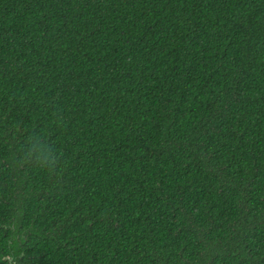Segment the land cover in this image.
Returning a JSON list of instances; mask_svg holds the SVG:
<instances>
[{
  "label": "trees",
  "instance_id": "trees-1",
  "mask_svg": "<svg viewBox=\"0 0 264 264\" xmlns=\"http://www.w3.org/2000/svg\"><path fill=\"white\" fill-rule=\"evenodd\" d=\"M25 229L30 264H264V0H0V248Z\"/></svg>",
  "mask_w": 264,
  "mask_h": 264
},
{
  "label": "clouds",
  "instance_id": "clouds-1",
  "mask_svg": "<svg viewBox=\"0 0 264 264\" xmlns=\"http://www.w3.org/2000/svg\"><path fill=\"white\" fill-rule=\"evenodd\" d=\"M24 161L50 174H57V170L62 166V153L56 151L50 142L38 135H33L27 142Z\"/></svg>",
  "mask_w": 264,
  "mask_h": 264
},
{
  "label": "flooded vegetation",
  "instance_id": "flooded-vegetation-1",
  "mask_svg": "<svg viewBox=\"0 0 264 264\" xmlns=\"http://www.w3.org/2000/svg\"><path fill=\"white\" fill-rule=\"evenodd\" d=\"M28 231H11L6 238V249L0 248V264H30V256L25 253L23 246Z\"/></svg>",
  "mask_w": 264,
  "mask_h": 264
}]
</instances>
